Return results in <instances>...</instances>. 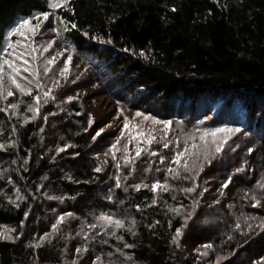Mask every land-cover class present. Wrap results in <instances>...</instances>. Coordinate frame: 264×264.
<instances>
[{
  "label": "trees",
  "instance_id": "obj_1",
  "mask_svg": "<svg viewBox=\"0 0 264 264\" xmlns=\"http://www.w3.org/2000/svg\"><path fill=\"white\" fill-rule=\"evenodd\" d=\"M69 4L73 12L56 10L78 25L70 32L61 30L64 47L74 45L75 53L95 73L109 72L119 77L118 89L134 100L135 111L177 121L187 130L216 127L223 117L230 126L247 131L249 135L243 139L233 162L235 171L243 170L236 171L235 180L234 170L225 165L224 177L218 178L222 184L232 177L229 186L223 188L228 201L224 195H199L202 172L195 181L198 187L191 194L182 191L192 186L190 180L182 176L172 179L170 175L168 192L158 189L153 193L143 187L136 190L131 187L136 183L150 185L155 179L163 183V169L168 162L160 165L159 158L150 161L143 157L135 160L134 171L133 166L118 171L112 165L108 175L95 172V146H91L90 133L76 123L86 122L84 116H77L81 112L77 103L70 106L71 118H60L58 122L54 119V127L43 120L25 123V115L9 119L7 114L6 119L1 115L5 113H0V143L19 140L16 148L0 149V170L11 166L12 161L17 162L18 167L12 164V170L22 183L21 194L27 197L18 201V208L9 203V199L17 200L16 194L11 189L6 191V177L0 179V226L16 228V235L22 220L25 225V235L19 240H0V264H65L73 257L89 264L97 254L104 264L109 260L121 264L124 257L116 251L117 247L133 257L132 264H214L217 255L225 257L219 261L221 264H254L264 257V231L256 227L245 235L248 228L244 223L245 216L264 218V200L261 206L253 208V202L245 196L246 192L249 196L252 192L259 194L257 184L264 181V0H69ZM48 10L47 0H0V46L20 17ZM83 31H88L89 36H83ZM97 35L105 40L110 38L112 43L102 44L90 38ZM52 109L58 107L48 104L45 114ZM235 112H242L240 122L229 120L235 118ZM205 113L213 115V119L204 117ZM55 129L57 132L52 131ZM64 143L75 147L57 153V147ZM248 148L253 151L249 153ZM157 166L162 169L159 173L155 172ZM221 166L216 162L211 173ZM117 175L121 177L120 188L115 187ZM41 185L43 193L38 192ZM49 195L64 197L60 211L51 210V215L46 210ZM153 198L157 200L155 205L151 204ZM177 207L183 214L191 213V217L174 243L175 228L184 223V215L170 211ZM25 211H29L27 218ZM67 211L77 219L66 218L60 225L61 231L51 237V243L46 240L38 249L28 246L33 236L50 231L56 217ZM101 211L135 218V236L124 230L117 233L133 248L124 249L122 241L104 236L99 229L89 231V236L100 232L95 240L85 241L77 235L81 218L92 223L93 216ZM238 218L240 229L235 227ZM248 222L254 226L259 223ZM101 239L108 243L102 244ZM85 243L89 245L88 251L79 256L75 252V257L73 250ZM209 243L213 248L202 256L203 246ZM67 251H71L69 257Z\"/></svg>",
  "mask_w": 264,
  "mask_h": 264
},
{
  "label": "snow or ice",
  "instance_id": "obj_2",
  "mask_svg": "<svg viewBox=\"0 0 264 264\" xmlns=\"http://www.w3.org/2000/svg\"><path fill=\"white\" fill-rule=\"evenodd\" d=\"M65 9L68 12H73V9L70 7L69 0H47V9L48 11H34L27 17H20L15 27H12L10 31L6 32V36L4 37L3 44L0 46V113L8 114L9 119L12 116H15L20 111V105L26 104V112L31 113V117L25 115L23 117L24 122L27 123L29 119L32 121H36L38 117H41V108L43 105H47L49 101H55L56 95L53 92L52 87H48L46 81H51L54 86L59 87V81L54 79V75H50V73H54L53 65L57 64V56L65 57L62 60V67H59V75L64 78L65 81H68V75L70 71V65L73 60V56L76 52V48L71 43L67 44V46L63 50L56 51L55 55L43 56L44 53L49 52L50 49L53 48L54 41L52 40H44L43 32L41 28L45 25V22H48L45 27V31L51 30L57 34L61 32V30L65 32H70L71 30L77 29L78 25L75 21L65 19L62 15L57 14V9ZM173 11L176 9L173 8ZM52 17V19H50ZM40 36L41 39H34L37 36ZM82 35L85 37L89 36L88 31H83ZM16 37L15 40L12 38ZM23 38L24 44L21 46V39ZM91 39L98 40L100 43L111 44L112 41L110 38L105 40L103 37L97 35L90 37ZM128 51V49H125ZM143 51L141 52V56H143ZM26 57V58H25ZM22 61V62H21ZM26 74V75H25ZM42 77L44 79H42ZM79 79V76L76 77ZM73 83L75 81H72ZM16 92H19L21 97H29V100L26 102L24 100H20L17 102H12L9 100L10 97H13ZM79 99V93L76 95H68L66 97L67 102L76 101ZM59 107V105H57ZM64 109H61L63 111ZM123 109L117 110V117L122 114ZM79 114V113H77ZM49 115H55V113H49L48 115H43L42 119L44 122H47ZM136 117H143L144 121H151L152 125H162L163 126V135L160 138V143L163 149H169L170 144H172V140L165 139L167 137L171 126L173 125V121L170 120H162L158 119L154 115L146 114V112L137 111L135 113ZM89 125L94 123L92 119L88 121ZM203 123V122H202ZM110 125H106L108 127ZM12 131L15 133L17 131L16 127L13 126ZM41 132L44 131L43 128L40 129ZM87 131V129H85ZM125 131L129 132L128 143L132 141H136V149H135V157L129 158L127 155L123 157L125 165L133 166V171L135 170L134 164L135 159L141 156L142 151H147V148L142 149L140 146L139 138L144 136V144L146 146L153 145L154 141H156V137L152 134V130L148 131L147 136H145L144 131H137L135 135H131L130 130V121L129 118L125 115L123 117V129L120 132V136L116 138V141L111 144L108 152L111 153L112 159L116 161V155L114 150L117 149V145L120 144L121 138L124 137ZM104 132V128L101 127L97 129L94 135L91 136L92 141H96L98 137H101ZM239 133H243L244 136H248L249 133L243 130L241 127L230 126L229 124H224L222 127H196L191 131L184 130L181 128L180 135L183 136V147H181L180 140H176V145L174 149V154L171 156L170 163L167 168L164 169L166 172L164 182L161 183L159 179H155L150 185L148 183H136L132 185L136 190H139L141 187L150 188V190L155 193L157 190H162L164 192H168L171 187L168 183V176L170 175L172 179H176L181 177L185 180H190L192 182L191 187H185L182 191L185 194H191L196 191L198 185L195 183L197 177L203 171L204 163H210L212 157L216 154H222L224 146L227 144L229 140H231L234 136ZM63 139V138H61ZM18 145V141L13 140L11 143H0V149H12L16 148ZM75 145L70 143H64L63 146L57 147V153L66 152V150L70 148H74ZM127 144L124 145V152L127 153ZM253 151L252 148H248V152L251 153ZM106 155L108 153H105ZM74 155H78L75 153ZM148 155L150 157L159 158L160 165H164L166 160L168 159L163 153L152 150L148 151ZM15 163V161H13ZM24 164H28V160H24ZM175 165V167H172ZM121 165L119 162L115 164V168L119 171ZM103 169L98 166L94 169L95 172L99 173ZM145 169V171H149ZM182 170V172H181ZM243 169L237 168L236 171L240 172ZM161 167L157 166L155 168V172H161ZM6 174V170H0V179H4ZM126 180L127 177L125 176ZM232 177L229 176L221 185L222 188H227L231 183ZM115 187H121V177L117 175L115 177ZM9 183H12L11 179H8ZM257 187L261 189L260 193L252 192L249 196V193H245V196L249 198L253 203L252 207L256 208L261 206V201L264 200V181L258 182ZM2 191V190H0ZM111 191V190H110ZM124 191H128V186L124 187ZM207 191V189H204ZM199 195H203V192L199 193ZM17 200L9 199V203L14 204L17 208L20 206L18 201H25L27 199L26 196L22 195L20 190L16 191ZM74 198V197H72ZM111 195H109L108 199H111ZM48 199H59L61 203L64 201V197H55L48 196ZM173 200L176 199L175 196L172 197ZM157 200L155 198L152 199L151 204L155 205ZM196 201H193L195 205ZM182 207V205H181ZM137 211H140V206L136 205ZM170 211L177 213L178 215H184V223L181 227L175 228V235H173L172 240L176 243L177 238L182 236V228L186 226L189 218L191 217V213L183 214L180 212V208H170ZM244 215L243 213L241 214ZM29 216V211L24 212V217L27 218ZM74 213L71 211L60 213L54 223L50 225V231H45L42 235L33 236L32 241L29 242V247L32 248H40L42 242L48 241L51 243V237L57 235L60 231V225H62L67 217H73ZM249 220H258L259 223L257 225H253L249 223ZM92 223H88L86 220L82 221L81 229L77 232V235H80L84 238L85 241L95 240L100 232L97 231L95 235L89 236V231L92 230H102L104 236H113L117 241L123 242L124 249H131L134 247L133 244L128 243L124 240V236L122 234H117L119 230H124L127 233L135 236V227L137 225V221L135 218L130 216L118 217L113 213H106L101 211L98 216H93ZM158 224L159 221H156ZM244 223L248 228V235L255 231L256 227H259L262 231H264V218L254 217V216H245ZM171 225V221H169ZM85 226L86 229L85 230ZM151 227V225H149ZM236 229H240L241 224L238 221L235 225ZM25 225L24 221L20 222V230L16 235H12V233H17L16 228H6L4 226H0V240H10L15 242L20 239L21 236L25 235ZM231 239V237L229 238ZM247 242V241H245ZM102 244H107V239H101ZM179 246V245H177ZM204 251L201 253L202 256L208 255V249H212L213 245L211 243L203 246ZM89 245L85 243L80 247H76L75 252L79 256L82 252H87ZM116 251L120 253L121 256L124 257L121 264H132L133 257L123 252L122 248L117 247ZM113 253H108V256L111 257ZM225 259V257L217 255L216 264H219V261ZM65 264H79L78 259H74L71 261H65ZM89 264H104V260L101 255L97 254L94 257H91L89 260ZM108 264H114L112 260L108 261ZM254 264H264V257H261L260 260L254 262Z\"/></svg>",
  "mask_w": 264,
  "mask_h": 264
},
{
  "label": "rangeland",
  "instance_id": "obj_3",
  "mask_svg": "<svg viewBox=\"0 0 264 264\" xmlns=\"http://www.w3.org/2000/svg\"><path fill=\"white\" fill-rule=\"evenodd\" d=\"M52 19V17H50ZM48 22H45V25L42 26L41 31L43 32V39L44 40H52L53 48L49 50V52L44 53L43 56H49L55 55L56 51L63 50L65 47L61 43L60 39V33L57 34L51 30L45 31V27L47 26ZM63 34V33H62ZM21 39V46L23 47L24 41L23 38ZM34 39L39 40L41 37L38 35ZM26 58V57H25ZM65 57H59L57 56V64H54L52 67L55 70L54 73H50V75H54V79L59 81V87L54 86V84L51 81H46L48 87L53 88V92L56 95L55 101H49L48 104H54L55 106L59 105L58 110L52 109L48 112L49 113H55V115H49V118L47 122H44V124H52L51 127L55 126V122L53 121H59L60 118H71V110L70 106L72 104H78L81 112L77 114V116H84L86 118L85 124L81 122V120L77 121V125H81L84 129H87V131L90 133V142L91 146H95L93 157L97 160V167H102V171L108 175V169L112 168V165L115 166L117 162L120 163L121 167L120 169L124 170L126 168L131 167V165H125L123 157L127 155L130 159L135 157V149H136V141H132L131 143H128V137L129 132L125 131L124 137L121 138L120 144H118L117 149L115 151L116 155V161L112 159V155L110 152H108L110 146L112 143L116 141V138L120 136V132L123 129V117L126 115L129 118L130 121V130L131 135H135L137 131H144L145 136H147L148 131L152 130V134L156 137V141H154L153 145L146 146L144 144L145 137L142 136L139 138L140 146L142 149L147 148V151H142L141 156L139 158L145 157V159H150V161L155 160L157 157H150L148 155V151H158L163 153L168 159L166 160L168 164L170 163L171 156L174 154V149L176 145V140H180L181 147H183V136L180 135L181 128L184 130H187L182 124L178 123L177 121H173V125L170 128V131L165 137V139L172 140V144H170L169 149H163L162 145L158 143L160 141L161 136L163 135V126L162 125H152L151 121H144L143 117H136L134 107H133V99H130L127 95H124L120 88V81L119 77L112 76V73L107 72L106 75H99L98 73H95L90 66H88L84 60L81 58L80 54L75 53L73 56V60L70 65V71L68 75V81H65L63 77L59 75V67H62V60ZM22 62V61H21ZM59 67H58V66ZM26 75V74H25ZM79 76V79H76V77ZM42 79H44L42 77ZM72 81H75L74 83ZM79 93V99L72 102H67L66 97L68 95H76ZM27 97H21L19 92H16L13 97H10L9 100L12 102H17L20 100L28 101L26 99ZM47 104V105H48ZM47 105H43L41 108V117H38L36 121L43 120L42 116L46 115L44 112V109ZM2 106V104H0ZM26 104L20 105V111L17 115L12 116V118H18L24 115H27L31 117L30 112H26ZM61 109H64L61 111ZM123 109L122 114L117 117V110ZM209 111V110H208ZM143 112V111H142ZM242 112L236 113L233 115L235 117L234 119L229 120H235L240 122V118L242 116ZM47 114V115H48ZM59 114L58 116H56ZM146 114L154 115L151 112H146ZM3 117L7 119V114H1ZM156 116V115H154ZM204 117L207 119L212 120L213 115H210L208 113L203 114ZM157 117V116H156ZM232 117V118H233ZM162 120H166L163 118H159ZM89 119H92L94 123L89 125L88 121ZM227 119L221 117L216 125V127H222L224 124H227L225 121ZM32 121V120H28ZM106 125H110L108 127H105ZM103 127L104 132L102 133L101 137H98L96 141L91 140V136L94 135L95 131L99 128ZM51 131V130H48ZM53 132H57L56 129L52 130ZM86 131V132H87ZM191 131V130H187ZM14 136V134H12ZM104 135L108 136V139H103ZM54 136H57V133L54 134ZM245 136L243 133H239L236 136H234L231 140L227 142V144L224 146L222 154H216L212 157V160L210 163H204L203 165V171H202V185L200 186V190H202L203 195L206 196H214V198H217L218 195H224L225 200L228 201V196L224 193L223 188L221 187L222 180L218 179L219 177H224L223 171L224 166H229L234 170L233 177L236 180V171L233 166V162L237 156V154L240 152V147L243 143V139ZM105 140V141H104ZM19 141V140H16ZM2 143V142H1ZM19 144V142H18ZM127 144V153L124 152V145ZM105 153H108L107 155ZM136 158L135 160L139 159ZM216 162H219L220 164H223L219 168V170L212 171L211 173L210 169L215 168ZM17 163V162H15ZM9 167L3 168L6 170L5 174V180H4V187L6 188V191L12 190L16 194L17 189L20 190V187L22 185L21 182H19L17 178V174L12 170V164ZM28 165V164H27ZM25 165V168L27 167ZM15 166L18 167V165L15 164ZM175 167V165H172ZM167 168V167H166ZM165 168V169H166ZM2 170V169H1ZM207 170V173L205 174V171ZM164 171V169H163ZM165 172V171H164ZM182 172V170H181ZM221 175H218L220 174ZM11 179L12 183L8 182V179ZM3 182V181H2ZM40 185V184H37ZM232 185V184H231ZM204 189H207V191H204ZM233 190V188H232ZM38 192L43 193V187L42 185L39 186ZM13 197V196H12ZM248 201V200H247ZM46 202L48 204L46 210L51 215V210L54 213H57L60 211L62 207V203L57 201L55 202V199L50 200L49 203L46 199ZM55 202V203H54ZM53 203V204H51ZM50 207V209H48ZM70 220L77 219L75 217H67ZM79 218V217H78ZM84 221L81 218V223ZM66 222V221H65ZM13 235V233H12ZM10 241V240H6ZM74 255H75V250ZM71 251H67L68 257L70 256ZM214 256L215 253H212ZM192 255H194V251H192ZM77 255H75L76 257ZM67 257V258H68ZM78 259L79 264H86L83 263L81 258H70L69 260ZM226 263V262H224ZM216 264V261L215 263ZM221 264V262H219Z\"/></svg>",
  "mask_w": 264,
  "mask_h": 264
}]
</instances>
